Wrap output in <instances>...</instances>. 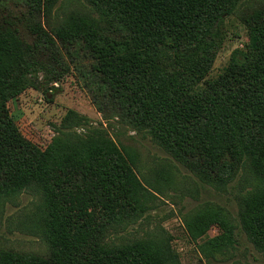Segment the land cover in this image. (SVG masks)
<instances>
[{"label":"trees","instance_id":"16d2710c","mask_svg":"<svg viewBox=\"0 0 264 264\" xmlns=\"http://www.w3.org/2000/svg\"><path fill=\"white\" fill-rule=\"evenodd\" d=\"M248 1L83 0L86 14L59 16L61 0H0V205L32 192L28 228L47 245L0 252V264H178L169 240L107 242L160 193L140 181L132 149L63 128L42 150L11 117L9 101L34 85L49 96L47 82L74 68L107 123L148 136L208 184L250 176L240 220L264 252V0L243 13V48L209 78L226 19ZM213 225L220 235L200 246L208 261L231 247L233 225L219 211L185 219L193 241Z\"/></svg>","mask_w":264,"mask_h":264},{"label":"rangeland","instance_id":"374dc122","mask_svg":"<svg viewBox=\"0 0 264 264\" xmlns=\"http://www.w3.org/2000/svg\"><path fill=\"white\" fill-rule=\"evenodd\" d=\"M260 1H248L226 19L225 40L216 54L209 78L220 74L231 53L242 49L247 42L242 27L243 13ZM59 5V16L73 10L83 14L88 12L83 0H61ZM37 80L39 85L47 82L42 74H38ZM48 83L45 89L49 96L34 85L7 104L11 117L25 138L43 150L59 129L64 128L63 132L77 136L103 131L118 146L134 151L140 181L156 185L160 190L159 194L151 193L144 214L115 228L108 235L110 246L164 239L169 240L178 264H264L263 250L245 232L240 220V202L245 193L252 190L250 176H241L224 186L208 184L179 165L148 136L116 120L107 123L96 111L76 68L60 81ZM35 198L32 192H27L0 205V252L46 254L45 241L28 228L37 202ZM216 211L228 216L235 237H231V247L213 254L208 261L210 248L203 253L200 246L219 236L220 227H209L199 240L193 241L186 230L185 219L206 217Z\"/></svg>","mask_w":264,"mask_h":264}]
</instances>
